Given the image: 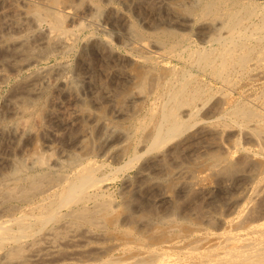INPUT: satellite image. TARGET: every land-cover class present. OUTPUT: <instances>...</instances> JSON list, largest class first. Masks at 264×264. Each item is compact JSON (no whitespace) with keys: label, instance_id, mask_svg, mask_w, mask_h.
Returning a JSON list of instances; mask_svg holds the SVG:
<instances>
[{"label":"bare ground","instance_id":"bare-ground-1","mask_svg":"<svg viewBox=\"0 0 264 264\" xmlns=\"http://www.w3.org/2000/svg\"><path fill=\"white\" fill-rule=\"evenodd\" d=\"M185 1H125L140 20L156 25L145 33L113 0H0L7 6L0 11V79L4 64L30 69L55 50L74 48L79 31L91 32L74 63L85 75L72 72L89 97L79 95L70 64L61 59L31 74L4 106L0 133L25 143L12 142L0 155V264H264L263 90L248 96L250 104L228 89L212 100L209 81L201 80L203 86L195 77L207 73L225 87L240 72L250 85H264V13L255 0H197L194 7ZM103 15L125 29L139 60L181 64H162L154 74L150 66L114 65L124 55L113 53L106 32V38L95 35L103 33ZM29 16L47 24L39 38L34 33L37 44L3 32L27 31ZM192 25L196 40L185 31ZM124 82L133 88L127 109L108 89ZM104 102L129 124L109 127ZM224 117L243 143L229 121L216 122ZM99 155L114 163L109 174L101 173ZM115 178L119 202L104 193ZM144 202L163 215L145 211ZM107 239L110 247L102 246ZM111 249L115 256L107 255Z\"/></svg>","mask_w":264,"mask_h":264},{"label":"rangeland","instance_id":"rangeland-1","mask_svg":"<svg viewBox=\"0 0 264 264\" xmlns=\"http://www.w3.org/2000/svg\"><path fill=\"white\" fill-rule=\"evenodd\" d=\"M37 1H39V0H37ZM123 1V2H122ZM125 1H127L128 3H130V0H125ZM124 0H121V1H119V0H113V2H114V4L116 5V7L117 8H119V10H127V8H128V14H129V16L132 18V20H133V22L135 21V24L139 27V28H141V30H143L145 33H147V32H150L151 30H150V27H154V26H156V25H154V26H150L149 24L147 25V23H144L143 22V19L142 20H140L141 19V17L139 16H137L136 14H138L139 12L136 10V9H134L135 8V6L132 4V5H130V8H129V6H126L125 4H123L124 2H125ZM132 1H135V0H132ZM137 1V0H136ZM139 1V0H138ZM146 1V0H145ZM151 1V0H150ZM169 1H172V0H169ZM256 1V3H257V9H258V11L261 13H264V0H255ZM140 2H144V0H140ZM190 2V3H189ZM19 3V5H22V3L21 2H18ZM126 3V2H125ZM185 3H187V4H185ZM195 3H197V0H195V2H194V0L192 1V0H190V1H188V0H186L185 2H184V4L187 6V7H194V5H196ZM259 4V5H258ZM262 4V7H260V5ZM125 5V6H124ZM190 5V6H189ZM132 6V7H131ZM133 6H134V8H133ZM4 7H6V8H4ZM0 8H1V10L0 11H2V10H7V6L6 5H1L0 6ZM262 9V10H261ZM136 11V12H135ZM136 13V14H135ZM150 14V13H149ZM148 14V15H149ZM187 14V15H186ZM185 15L186 16H188L189 15V13H186ZM152 15V13L150 14V16H148V18L150 19V20H153L154 19V17H152L151 16ZM139 18H137V17ZM163 16V18H164V15H162ZM30 17V16H29ZM105 16L103 15V18H104ZM191 17L192 16H190L189 17V19H191ZM102 18V23H103V33H102V31H96L95 32V35L98 37V38H106L107 37V35H108V38H110V41H111V44H112V49H113V47H114V49H113V53L114 54H116V55H124V57H123V60H122V64L123 65H126V66H124V67H122L123 65L120 63V61H110V65H113L115 62H117V63H115L114 65H117V66H119V67H121L123 70L125 69V70H136V69H138L137 67H139V69L138 70H140L141 68H149V66L150 67H152V69H151V73H157L158 71V69H160L161 68V66H162V64L164 65V64H168V65H166L167 67H170V66H172L173 65V63L174 64H176V67H179V65L181 64V63H177L176 61H173V63H169V62H167V61H163L162 59L160 60V58H153L151 61H150V63L149 62H147V64H146V62H143V61H141V60H139V58L137 57L138 56V54H137V52L133 49V48H131L132 46L131 45H129L128 43V40L127 41H125L126 39H127V37L125 36L126 35V31H125V29L123 28V27H121V26H116V25H113V23H111L109 20H106V18H104L103 19ZM187 18V17H186ZM28 20H26V23H28V25L30 24V25H32V26H28L27 25V27H28V30L26 31H17L16 29H14V28H10V27H2V30H3V32H11V33H13L15 36L16 35H18V36H21L22 38H23V40H28L29 39V37H30V39L31 40H28V42H25L26 44H28V45H31V44H37V42H38V38L40 37V35H42V33H44L45 31H46V28H47V24L45 23V22H40V24L38 25V21L35 19V18H33V16H31L30 18H27ZM31 20V22H29ZM254 20H257L256 19V16L254 17ZM37 23V24H36ZM34 24H36V25H34ZM144 24H146V25H144ZM26 25V24H25ZM161 26H163V25H161ZM164 26H167V25H164ZM195 26V25H194ZM193 25L192 26H190L189 27V29L187 30H185L186 32H187V34H189V37H191V39H195L196 40V36H195V27H194ZM32 27V28H31ZM87 29V30H86ZM86 29H83V30H81V31H79V33H78V36H77V41H76V43L74 44V48H72L70 51H68V52H62L61 50H55L54 52H53V56L52 55H50V56H48V57H46L47 59H45V57L42 59V61H40V62H38L34 67H32V68H30V69H27L26 70V68H22V70L21 71H17V70H12V69H10L11 67L9 66V65H7L6 67H5V64H4V66H2L3 67V72L6 74L5 76H4V78H2V79H0V109H2L1 111H3V109H5L4 108V106L5 107H7L8 106V104H9V101H8V99L9 98H11V97H13V95H15V93H16V95L15 96H17V89H19L20 88V84H23L24 83V81H27L28 79H30V77L31 76H33L37 71H40V70H42V68L41 67H43V65H44V68H53L54 66H56L55 64H58V63H60L62 60H63V62H66L68 65H69V67L71 68L70 69V71H69V74L73 77L72 79H74L73 81H74V84L76 85V88H77V91H78V93H79V95L81 96V97H84V98H87V97H89V91H88V88L86 87V85L85 84H83V82H82V84H83V86H82V84H81V77H79V76H81V74H83V75H85V72H83V66L80 68H77L78 66L76 65L77 64V58H75V57H77V55H79V51L81 50V48H82V46H83V44H84V41H85V39L84 38H86L85 36H88L91 32H90V28H86ZM30 30V31H29ZM40 30V31H39ZM147 30V31H146ZM177 30L178 31H183V30H181V28H178L177 27ZM194 31V32H192V31ZM82 32V33H81ZM106 32V34H104ZM34 33L36 34L37 33V37H34L35 35H34ZM41 33V34H40ZM89 33V34H88ZM192 33V34H191ZM81 34V35H80ZM88 34V35H87ZM194 34V35H193ZM32 35V36H31ZM85 35V36H84ZM104 35V36H103ZM192 35V36H191ZM25 36H27V37H25ZM83 37V39H82V37ZM100 36V37H99ZM118 36V37H117ZM31 37H33V39L31 38ZM20 38V37H19ZM126 38V39H125ZM21 39V38H20ZM81 40H82V42H81ZM36 41V42H35ZM80 42V43H79ZM128 42V43H127ZM79 44H81V45H79ZM78 46L80 47L81 46V48H79L78 49ZM129 46V48L127 49V47ZM77 50H76V49ZM116 48V49H115ZM131 48V49H130ZM75 49V50H74ZM117 50V51H116ZM130 50V51H129ZM3 51V49L0 47V54H1V52ZM130 53H129V52ZM135 53H134V52ZM125 52H127V53H125ZM58 53V54H57ZM63 53V54H62ZM61 54H62V56H61ZM130 54H131V56H130ZM60 55V56H59ZM134 55V56H133ZM133 56V57H132ZM126 57V58H125ZM136 57V58H135ZM95 59H94V65H95V63H96V66H95V68H98L103 62H100L101 60L99 59V58H97V56H95L94 57ZM44 59H45V61H44ZM62 59V60H61ZM97 59V60H96ZM125 59H127L126 61H125ZM132 59V60H131ZM159 59V60H158ZM72 60V61H71ZM100 60V61H99ZM97 61H98V63H97ZM127 61H129V62H127ZM156 61V62H155ZM158 61V62H157ZM112 62H113V64H112ZM129 64H127V63ZM130 62L132 63L131 65H130ZM134 62H136L135 64H137L136 66H135V64H134ZM138 62V63H137ZM143 62V63H142ZM74 63H76V64H74ZM100 63V64H99ZM154 63V64H153ZM46 64H48V66H46ZM160 64V65H159ZM172 64V65H171ZM51 65V66H50ZM97 65H99V66H97ZM122 65V66H121ZM140 65H142V66H140ZM170 65V66H169ZM178 65V66H177ZM40 68H39V67ZM128 66V67H127ZM129 66H130V68H129ZM156 66V67H155ZM165 66V65H164ZM127 67V68H126ZM134 67H135V69H134ZM43 68V69H44ZM77 68V70H78V73H79V76H77L76 74V76L74 75V73H72L75 69ZM99 68H101V66L99 67ZM40 69V70H39ZM80 69V70H79ZM189 69V68H188ZM193 68H191V71L192 72H194V73H196V71H195V69H193ZM153 70H155V71H153ZM80 71H82L81 73H80ZM32 72V73H31ZM35 72V73H34ZM72 73V74H71ZM235 73V74H234ZM234 73H232L231 74V77L233 78V80L235 81V83H237V86H236V84H234V81L233 80H231L232 82H231V84H230V82L228 83L227 82V84L228 85H226L224 82H222L223 83V85H225V87L224 86H222V84H221V81H220V79L219 78H214V79H212L213 77H211V76H209V74H204V75H202V74H197L195 77H196V79H200V81L201 80H203L205 83L206 82H208V83H206V85H204L205 83L204 82H202L201 81V83L203 84V86H206V89H207V91H209V93H211V94H213L214 95V97H213V99L212 100H214L216 97H219L220 96V94L222 93H224V92H228V91H231V92H228V93H232V94H230V96H234V98H236L237 100H239L240 102H242V101H244V102H248L249 100H250V97H248V96H250V95H256V94H261L260 93V91L261 90H263V93H264V85H263V83L261 82V81H256V82H254L253 84H251L250 85V80H249V78H248V76H244V75H242L240 72V79H239V73L238 74H236V72H234ZM26 74V75H25ZM29 74V75H28ZM31 74H33V75H31ZM235 76H237V77H234V75ZM25 75V76H24ZM100 76V75H99ZM151 76H152V74H151ZM23 77H24V79H23ZM79 77V78H78ZM209 77V78H208ZM104 80H105V78L104 77H102ZM206 78V79H205ZM208 78V79H207ZM237 80H236V79ZM248 80H247V79ZM76 80V81H75ZM246 80V81H245ZM220 81V82H219ZM236 81H238V82H236ZM247 82V83H246ZM77 83L79 84V85H77ZM19 84V85H18ZM114 83H110V85L109 86H111L112 88L110 89V87H108V89L110 90V93H111V91H112V93L111 94H117V95H119V97H118V99H117V101H119V104L120 103H122L123 101V103H122V105H128L129 104V102H128V98L131 96L129 93H131V90L133 89V88H131V85H129L128 83H121V85L120 84H118V85H113ZM127 84V85H126ZM16 85V86H15ZM211 85V86H210ZM215 85H217V86H215ZM231 85H233V86H230ZM17 86H19L18 88H17ZM115 86V87H114ZM209 87H211L210 89H209ZM216 87V88H215ZM218 87V88H217ZM220 87H222V88H220ZM229 87V88H228ZM235 89H233V88ZM15 88H17V89H15ZM116 88H118V89H120V88H122V89H120V90H122V92L120 91V90H117ZM126 88V89H125ZM128 88V89H127ZM130 88V89H129ZM213 88H214V90H213ZM226 88V89H225ZM124 89V90H123ZM220 89V90H219ZM227 89H228V91H227ZM230 89V90H229ZM232 89V90H231ZM146 90V89H145ZM217 90V91H216ZM226 90V91H225ZM234 90V91H233ZM117 91H120V92H117ZM211 91V92H210ZM215 92V94L213 93V92ZM236 91V92H235ZM10 92L12 93V92H14L13 94H10ZM117 92V93H116ZM127 92H129V93H127ZM217 92V93H216ZM124 93V94H123ZM220 93V94H219ZM82 94V95H81ZM218 94V95H217ZM127 95V96H126ZM128 95H129V97H128ZM236 95V96H235ZM239 95V96H238ZM14 96V97H15ZM120 96H121V98L123 97V100L121 99L120 100ZM216 96V97H215ZM222 96V95H221ZM244 96V97H243ZM127 97V98H126ZM241 98V99H240ZM248 98V99H247ZM245 99V100H244ZM6 100V101H5ZM212 100H211V102H212ZM242 100V101H241ZM248 100V101H247ZM8 101V102H7ZM127 101V102H126ZM238 101V102H239ZM7 102V103H6ZM239 102V103H240ZM3 103H4V105H3ZM5 103H6V105H5ZM125 103V104H124ZM111 104V103H110ZM118 103H117V105L120 107L121 105H119ZM249 104H250V101H249ZM105 105V106H104ZM104 105H103V107L104 108H106L108 111L106 112V113H108V115H107V117H108V121L109 122H107L106 124H108V126L109 127H113V128H115V129H118V128H122V126L123 125H125V126H127L129 123L128 122H125L124 120H121V118L119 117V116H116L114 113H113V111L112 110H110V106H109V104L107 103V102H104ZM112 106V105H111ZM9 107V106H8ZM59 107V106H58ZM57 107V108H58ZM122 108V107H121ZM123 108H124V106H123ZM122 108V109H123ZM126 109H127V106L125 107ZM146 108H147V104L146 105H144V108L142 107L141 108V113L143 114L144 113V111L146 110ZM126 109H124V110H126ZM6 110V109H5ZM4 110V111H5ZM3 111V113L2 112H0V118H2L1 117V115L2 114H5L6 113V111L4 112ZM110 116H111V118H110ZM120 119V120H119ZM223 119V120H222ZM222 119H217L216 120V122L217 123H221V124H226V123H229V125L230 124H232L234 127H233V129L234 130H232V131H239L238 130V128H237V126L235 125V123H233L232 122V120H230L229 121V117H224V118H222ZM227 119V120H226ZM44 121L45 122H49V120H47V118H45L44 119ZM224 121V122H223ZM229 121V122H228ZM46 123V124H47ZM112 123V124H111ZM113 123H115V124H113ZM49 124L51 125L52 124V126H53V122L51 123V122H49ZM119 124H121V125H119ZM112 125V126H111ZM118 126V127H117ZM121 126V127H120ZM125 126H123V127H125ZM230 127H232V126H230ZM229 127V128H230ZM53 128H59L56 124H54V126H53ZM110 129V128H109ZM232 129V128H231ZM60 131H62V130H59V132ZM58 132V133H59ZM1 135H0V148L2 147V145H3V150H1L0 149V155H5L7 152H10V150H8L9 149V147L10 146H14V145H16L17 143H20V142H22V143H25V141H24V139H21V140H18L19 142H17V140H16V142H15V140L13 139V141H9L8 142V140L7 139H5V135L3 136L2 135V133H0ZM65 135V133H63V131L61 132V135ZM237 134H239L240 136H239V139H241V140H239V142L240 143H243L244 141H243V136H242V134L241 133H238V132H236V135ZM1 138H2V140H1ZM4 138V139H3ZM245 140V139H244ZM2 141V142H1ZM5 144H4V143ZM12 142H13V144H14V142L16 143V144H14V145H12ZM9 143V144H8ZM21 144V143H20ZM9 146V147H8ZM7 147V149L5 150L4 148H6ZM5 150V151H4ZM7 151V152H6ZM4 152V153H3ZM16 156V155H15ZM10 158V157H9ZM98 159H97V161L99 162V163H103V166L101 167V173H107V174H109V172L112 170V166H114V163L112 162V161H110L108 158H106V157H102V156H98L97 157ZM100 158V159H99ZM127 160V159H126ZM101 161V162H100ZM109 161V162H108ZM107 163V164H106ZM111 163V164H110ZM105 164V165H104ZM109 164V165H108ZM111 168V169H110ZM104 169V170H103ZM107 169H110V170H107ZM135 170H136V168L135 167H132V168H130V170L128 171V173L130 174V175H134V172H135ZM134 171V172H133ZM131 172V173H130ZM133 172V173H132ZM116 176H118V175H120V172H117V174H115ZM111 176H113V175H111ZM112 183V184H111ZM121 180L119 179V178H115V179H113V180H111V181H107L106 182V184H105V189L106 190H104V188H103V190H104V193H106L108 190H110V191H108L107 192V195L108 194H110V196L112 197V201L114 202V200H115V202H119L122 198H121V195H120V192L118 193V190L117 189H119V188H121ZM107 185V186H106ZM119 185V186H118ZM119 191H120V189H119ZM113 192V193H112ZM110 197V198H111ZM119 198H121L120 200H119ZM185 201L186 200H180V202H182V203H178L179 204V206L181 205V206H184L185 205ZM184 203V204H183ZM150 205H152V204H149V202H146V204H145V202H144V205H143V207H144V209H145V211H149L150 213H152V212H154V213H156L157 215H159V214H162L163 212L162 211H159L158 209H156L153 205V207L155 208H153L152 206H150ZM152 207V208H151ZM143 209V210H144ZM130 211H132L133 210V207H130V209H129ZM153 210V211H152ZM159 212H158V211ZM152 211V212H151ZM168 211H169V208H168ZM164 213H166V211L164 212ZM163 215V214H162ZM122 233H123V231H122ZM118 234H120V232L118 233ZM115 236H117V234H114ZM111 236H113V234H111ZM118 236H120V235H118ZM108 241H105L104 242V244H103V242L101 243V245L103 246L104 245V247H107V246H109L110 247V244H112V241L111 240H109V239H107ZM106 245V246H105ZM115 253L117 254V251L114 249H111V250H108V256H115Z\"/></svg>","mask_w":264,"mask_h":264}]
</instances>
